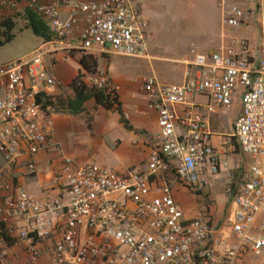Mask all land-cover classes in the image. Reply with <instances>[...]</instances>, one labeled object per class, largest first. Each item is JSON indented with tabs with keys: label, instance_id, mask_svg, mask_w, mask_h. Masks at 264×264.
Returning a JSON list of instances; mask_svg holds the SVG:
<instances>
[{
	"label": "built area",
	"instance_id": "obj_1",
	"mask_svg": "<svg viewBox=\"0 0 264 264\" xmlns=\"http://www.w3.org/2000/svg\"><path fill=\"white\" fill-rule=\"evenodd\" d=\"M68 15L61 16V7ZM37 13L67 48L80 52H113L147 56V22L140 0H0L2 22L9 14ZM262 23L261 0L235 1L222 10V22L242 29ZM185 81L163 83L142 79L148 106L157 113L153 148L138 170L119 172L85 162L70 170L64 159L61 193L38 199L24 188L11 189L8 170L26 157V170L36 173L34 156L56 147L53 121L41 85L59 81L44 66L43 52L0 62V211L2 220L22 221L17 239L27 245L29 264H234L244 253L264 257V57L247 39L232 37L208 54L186 61ZM83 81L115 91L102 72H87ZM236 94L241 109L232 138L249 156L240 185L224 191L231 206L224 228H215L206 203L189 217L176 201L171 176L188 193L204 198L231 155L211 142L208 121L188 104L194 96L208 99L207 110L228 108ZM12 231V228H8ZM55 237L51 256L41 262L37 243ZM0 264L11 261L0 250Z\"/></svg>",
	"mask_w": 264,
	"mask_h": 264
},
{
	"label": "crops",
	"instance_id": "obj_2",
	"mask_svg": "<svg viewBox=\"0 0 264 264\" xmlns=\"http://www.w3.org/2000/svg\"><path fill=\"white\" fill-rule=\"evenodd\" d=\"M149 1L140 0L141 14L147 22V38L149 20L146 8L149 6ZM235 1L239 0H229V2L227 0L218 1L222 29L218 37L208 42V44H211L208 50L200 49L197 52L190 50V52H185L177 58H165L161 55H152L148 51L146 57H131L138 60L136 62L144 59L149 62V69L152 73L142 77L135 76L125 69L108 72L107 65H103L102 67L99 65L98 56L103 58V60H108L113 56H120L116 53L110 51L80 52L71 50L62 41H44L40 36L35 34V42L29 53L42 51L43 62L47 72L59 81L58 86L41 85L40 87L52 101H55L57 96L66 97L72 95V91L68 86L72 79L79 72L83 73V75L89 72L81 65L79 61L80 56L82 53H90L96 58L95 72L105 73L110 83L117 87L115 94L120 111L114 107L107 109L96 104L93 99H89L85 103L84 111L78 114H70L49 106L48 111L53 121V140L56 143V147L50 150L39 151L34 156L37 166L36 173L27 172L26 157L18 159L7 173L11 189L22 187L38 199L58 195L63 189L62 185L65 180L63 171L65 158L71 160V171L85 162H90L89 159L91 158L102 161L119 172L138 170L141 163L147 158L153 148V138L158 128L157 113L153 108L148 106V100L142 88V79L153 76L158 81L167 83L157 78L160 75H158L152 63L153 60H171L178 62L180 64V71L177 83H182L185 81L184 72L186 69V61L192 60L196 54H208L212 52L221 44L229 43L232 37H243L247 39L249 46L252 49H257L259 56L264 57V52H261L264 49L254 48L250 45V39L256 34L254 22L242 29L230 28L223 24V8ZM67 15L68 7L62 6L61 16L66 17ZM6 20L11 24V38L6 41L3 40L5 38L4 26L1 25L3 34L0 40L4 41L1 43L2 45L11 43L24 28L30 29L27 19L23 16V11L9 14ZM255 22L262 24L260 21ZM6 60L13 59L0 58V61ZM1 92L2 88L0 89ZM208 102L205 96H194L188 100L189 105L201 110L205 115L212 134L211 142L213 146L217 149H222L223 143L225 141L229 142V146L224 145L231 155L229 166L220 170L214 179L212 188L204 198L188 193L176 183L172 176L170 183L173 187L175 199L183 207L185 216H191L187 211L195 213L197 210L195 205L200 200V202L202 201V203L205 202L208 204L209 211L213 216L212 223L214 227L224 228L225 217L231 206V196L225 193L224 188L232 181L234 184H241L244 178L243 172L248 165L249 156L240 152L238 145L232 138L233 121L240 112L241 104L233 120L230 122V129H224L221 127L218 128L215 122V115L218 109L212 111L207 110L206 105ZM211 121L214 123V128H212ZM4 165L3 157L0 154V169ZM222 187L224 188L222 189ZM2 217L3 213L0 211V250L4 251L11 261H21L24 264H29L26 262L27 245L24 242H19L17 239L18 230L23 225V222L14 221L11 218L3 221ZM9 227L12 228V231H9ZM54 241L55 237H52L36 244L41 262L49 260ZM243 255L234 264L243 262ZM259 258L264 261L263 256Z\"/></svg>",
	"mask_w": 264,
	"mask_h": 264
},
{
	"label": "rangeland",
	"instance_id": "obj_3",
	"mask_svg": "<svg viewBox=\"0 0 264 264\" xmlns=\"http://www.w3.org/2000/svg\"><path fill=\"white\" fill-rule=\"evenodd\" d=\"M219 0H150L146 12L149 20L148 46L147 51L152 55H161L167 58H177L185 52H197L208 50L211 44L209 41L219 36L222 29ZM229 2V0H227ZM245 4L249 0H239ZM262 2L263 22H254L256 34L250 39V45L254 48L264 49V0ZM35 34L32 29L24 28L11 43L0 44V58H26L34 53H29L34 45ZM261 52H264L261 50ZM99 55V54H97ZM263 55V54H262ZM99 59V65L108 66V72L114 70H128L135 76H146L152 72L149 69L147 60L136 62L131 57L113 56L108 60ZM7 61V60H6ZM0 61V62H6ZM9 61V60H8ZM160 77L159 80L167 83H177L180 71V64L176 61L163 60L152 61ZM241 104L239 94H236L229 108L218 109L215 115L217 127L230 129V122L233 120ZM212 128L214 123L211 121ZM99 165H110L98 161L95 158L89 159ZM224 187H222L223 189ZM205 203V202H203ZM202 201L198 200L195 208L198 209ZM194 208V209H195ZM195 209V210H196ZM191 215L194 212H190ZM243 262L238 264H264V261L244 253Z\"/></svg>",
	"mask_w": 264,
	"mask_h": 264
},
{
	"label": "trees",
	"instance_id": "obj_4",
	"mask_svg": "<svg viewBox=\"0 0 264 264\" xmlns=\"http://www.w3.org/2000/svg\"><path fill=\"white\" fill-rule=\"evenodd\" d=\"M23 16L27 19L28 26L32 29L34 34L40 36L44 41L52 39V34L50 33L47 25L37 13L29 9H25L23 11ZM10 25V22L7 20L2 22V26H4V41L11 38ZM4 41L0 40V44ZM79 61L83 68L87 71H95L96 58L92 54L82 53ZM82 77L83 73H77L68 85L72 91V95L66 97L57 96L55 101H52L49 97V99L44 103V106H51L70 114H78L84 111L85 103L89 99H93L98 105L107 109L114 107L120 111L115 91L109 90L107 87L99 88L88 84L83 81Z\"/></svg>",
	"mask_w": 264,
	"mask_h": 264
}]
</instances>
